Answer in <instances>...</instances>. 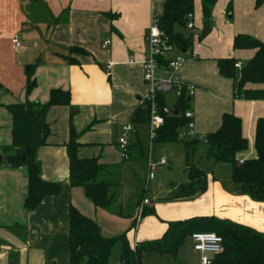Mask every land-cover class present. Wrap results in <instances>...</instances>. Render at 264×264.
Wrapping results in <instances>:
<instances>
[{"label":"crops","instance_id":"0c3cea01","mask_svg":"<svg viewBox=\"0 0 264 264\" xmlns=\"http://www.w3.org/2000/svg\"><path fill=\"white\" fill-rule=\"evenodd\" d=\"M256 1L219 0L207 37L204 40L194 37L189 51L174 50L169 55L170 59H183L176 73L179 82L195 87L191 110L195 134L204 143H200L194 155V164L208 173L207 191L191 198L171 200V187L186 184L188 180L181 184L170 183L168 196L164 198L168 207H160L149 200V189L143 187L137 207H130L129 200V207L125 209L118 187L124 184L122 176L136 174L139 168L130 165L134 160L129 155L122 157L119 139L146 97L147 85L143 79L146 39L152 21L163 17L166 0H0V149L12 144L13 120L7 106L27 102L47 104L51 91L57 89L69 91L72 96V109L57 107L49 111L47 123L51 134L48 145L38 152L42 178L62 185L57 197L45 198L34 212L25 210L27 170L9 167L2 155L0 264H70L71 206L95 220L103 236L114 238L127 234L132 247L162 239L171 223L198 217L230 221L264 235V203L238 192L231 181V168L222 175L221 170L226 166L214 165L207 157L206 143L208 135L220 129L222 117L234 114L242 120L243 136L249 142L248 151L238 154V162L257 157L256 124L264 118V101L236 98L234 81L222 77L218 68L220 59L235 58L242 65L255 56V50H234L237 36L248 35L264 42V4L257 7ZM193 16L197 30L204 25L200 0H195ZM15 37L21 42L18 49L13 44ZM107 41L110 44L105 46ZM73 48L83 49L88 54L76 53ZM34 64L37 65L36 86L27 94L25 69ZM159 73L164 79L171 78V73L163 67L158 69L157 75ZM248 88L261 86L248 85ZM179 96L174 106L169 105L165 96L166 105L173 109ZM72 111L78 133L97 121L92 131L80 136L79 143L84 146L80 157H98L106 166L101 179L111 184L114 195L109 210L96 208L87 199L84 189L70 184L66 143ZM140 127L133 126L131 133L135 137L130 142L129 135V146L141 141ZM167 145L148 146L154 160H168L167 166L157 168L173 164L166 155L157 153ZM124 160L128 161L127 165L119 166ZM147 161L136 162L147 170ZM143 198L148 199L150 205L145 207L138 221ZM113 254L110 264H119L120 243ZM142 263L201 264V256L193 250L189 237L178 258L145 253Z\"/></svg>","mask_w":264,"mask_h":264},{"label":"trees","instance_id":"16d2710c","mask_svg":"<svg viewBox=\"0 0 264 264\" xmlns=\"http://www.w3.org/2000/svg\"><path fill=\"white\" fill-rule=\"evenodd\" d=\"M204 26L210 27L213 10L219 0H200ZM264 4L257 0L256 6ZM195 0H166L164 15L157 20L159 30L167 44L181 52L189 51L193 46V33L186 36L182 30L188 29V16L194 15ZM230 14L232 7L229 8ZM234 50H255V56L242 64L235 58L218 60L219 73L226 79L234 81L236 98L248 101H264V42L248 35H239L234 40ZM72 51L87 55L80 48ZM159 67H167L169 59L160 58ZM73 62V61H72ZM37 65H28L25 69L28 78L27 94L36 86L35 71ZM248 85L261 86L259 89L248 88ZM1 87V84H0ZM178 102L171 114H163L166 105V95L158 96V105L165 119L153 141L154 145L183 142L185 146V172L188 182L171 187V200L187 199L207 191L208 173L194 164V155L200 145L199 139L180 140L179 134L184 130L189 120L185 113L192 109V100L186 89L179 94ZM72 96L69 91L52 90L47 104L30 103L7 106L12 116V144L1 148L6 164L15 169L24 168L28 173V192L24 208L34 212L45 198L57 197L62 188L61 183L47 182L42 178V166L38 152L48 145L51 134L47 116L52 108L66 107L72 109ZM178 109V115L175 111ZM74 113L69 120V138L66 143L69 159L70 184L82 188L92 204L99 209L109 210L113 204L114 195L111 184L101 177L106 172V166L98 157L81 158L79 143L83 133L90 132L97 124L94 121L82 133H78L73 125ZM150 111L146 103L140 105L131 119L135 127L148 125ZM243 123L234 114H225L218 131L208 135L207 157L214 165L228 164L231 168L232 182L238 187V192L250 197L253 201L264 203V118L256 124L255 149L257 157L240 163L238 154L249 149V142L243 136ZM149 147L136 141L128 147L127 155L134 161L146 162L149 158ZM3 160L0 161L2 165ZM145 213V210H144ZM69 251L70 264H110L115 246L121 244L119 264H143L145 253L178 258L179 251L185 241L194 233H215L221 236L223 252L214 257L212 264H264V235L258 231L226 220L214 217H198L186 221L169 224L165 236L156 241L142 242L132 247L127 234L107 238L103 236L98 223L71 206L69 211Z\"/></svg>","mask_w":264,"mask_h":264},{"label":"built area","instance_id":"2783aa9c","mask_svg":"<svg viewBox=\"0 0 264 264\" xmlns=\"http://www.w3.org/2000/svg\"><path fill=\"white\" fill-rule=\"evenodd\" d=\"M188 26L189 30H194V16L191 14L188 16ZM13 44L16 49L21 47L20 40L15 37L13 40ZM110 44L109 41L105 43V46ZM146 48L147 55L146 60L143 63V79L147 85V94L145 99L142 101L146 103L148 109L150 111V121L148 123L149 129V141L150 147L153 144L154 139L156 138L157 131L164 126L165 119L161 114L159 105H158V96L159 95H167L172 91H178L179 94L183 89H186L187 94L190 98L194 96L195 87L193 85H186L179 82L176 73L178 69L181 67L183 63V59L181 57L170 59L169 55L174 52V48L166 43L163 39V34L159 30L156 21H152L149 34L146 39ZM165 58L169 59V64L164 69L167 73H171V78L164 79L160 78L157 75V71L159 67V59ZM242 65L237 64L236 68L241 69ZM172 109L168 106L163 109V114H171ZM185 118L189 120L187 127L182 130L179 134L180 140H192L196 139L197 136L195 134V121L192 110H189L185 113ZM133 131V125H126L123 128V134L119 139V147L122 152V157H127V150L129 147V135ZM168 160L166 158H161L158 161L152 158L151 149L149 158L147 161V183L146 190L148 189L150 182L155 179V169L159 166H167ZM150 205V201L148 199H143L140 209L138 212V221L141 220L144 209L146 206ZM193 243V250L201 256V264H212L213 258L216 255H219L223 252V238L218 236L215 233H194L190 237Z\"/></svg>","mask_w":264,"mask_h":264},{"label":"rangeland","instance_id":"374dc122","mask_svg":"<svg viewBox=\"0 0 264 264\" xmlns=\"http://www.w3.org/2000/svg\"><path fill=\"white\" fill-rule=\"evenodd\" d=\"M205 26L202 25L199 27L197 30L196 28L194 30H189V29H183L182 32L186 35L189 36L190 34L193 33L194 37L200 38L203 31H204ZM175 49V48H174ZM241 63V62H240ZM160 76V73L158 75ZM163 78V77H161ZM179 95L178 91H172L168 93L167 96V102L169 105L174 106L176 99ZM148 126L147 125H142L139 128V136L141 141L146 145L150 146V141H149V133H148ZM135 134L133 133L130 134V142H132V138L134 139ZM204 143V141L201 143V145ZM162 145H154L155 147H159ZM200 146V145H199ZM199 148V147H198ZM159 149V148H158ZM157 149V150H158ZM164 150L159 151V155H166L167 158H169L172 161V165L168 167H161V168H156L154 173H155V181H152L148 187L149 192H148V198L150 201H153L155 205H159L160 207H168L165 206L167 192H168V187L170 183H175V184H181L183 182H186L188 180L187 174H185L184 169H185V146L183 142H177L173 144H169L166 147H163ZM198 151V150H197ZM121 165H127L128 161L124 160ZM132 161V160H131ZM133 164L130 165H136V167L139 168L138 171H136V174H128L124 175L123 177V182L124 184L118 187V193L120 194L122 192L123 194V207L125 209L129 207V200H131L132 204L130 207H137V202L141 199V194H142V189L143 187H146V177H147V170L142 166V164L137 163L136 161H133ZM205 163V161H203ZM226 167H223L224 169L221 170L222 175H226L228 171L230 170V166L228 164H223ZM229 169V170H228ZM121 177V178H122ZM232 181V179H231ZM160 188H164V191H160ZM119 196V195H118ZM145 199V198H143ZM120 206V202L118 199V207ZM114 253V251H113ZM114 254H112L113 257ZM111 257V258H112Z\"/></svg>","mask_w":264,"mask_h":264},{"label":"water","instance_id":"95a60500","mask_svg":"<svg viewBox=\"0 0 264 264\" xmlns=\"http://www.w3.org/2000/svg\"><path fill=\"white\" fill-rule=\"evenodd\" d=\"M210 33V28H208V27H205L204 28V31H203V33H202V35H201V40H204L206 37H207V35ZM175 115H178V109H176V111H175ZM3 159V156H2V153H1V151H0V161Z\"/></svg>","mask_w":264,"mask_h":264}]
</instances>
